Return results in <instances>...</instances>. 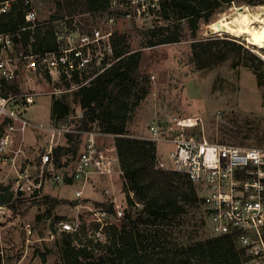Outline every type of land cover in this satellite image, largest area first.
Masks as SVG:
<instances>
[{"label":"rangeland","instance_id":"374dc122","mask_svg":"<svg viewBox=\"0 0 264 264\" xmlns=\"http://www.w3.org/2000/svg\"><path fill=\"white\" fill-rule=\"evenodd\" d=\"M38 2L40 0H35L34 4L40 20H49L50 13L54 12L53 5L50 3L48 8L42 6L40 9ZM80 2L81 0H74L75 5L78 4L80 8L76 15L79 18H89L83 12ZM242 6L251 8L252 11H260L264 4L247 5L243 0L222 3L212 11L209 19L200 18L194 23L192 18L190 20L183 19L176 22V25H172L168 30L162 33L158 32L156 35L152 34V27L149 24L136 19L118 18L116 25L111 27L112 30L125 33L132 48L142 50L147 60L146 64L148 63L142 68V74L147 75L146 80L150 90L131 112L128 130L131 135H148V128L152 120L160 119L169 112H180V104L184 94L188 91H194L190 94L191 97L199 98L202 101L205 98L207 109L205 112L208 113V118L205 120L204 128L211 140L238 147L264 148V49L249 44L245 36L218 32L210 27L215 20L235 16V8ZM105 18L96 17L91 20L95 22L96 26L107 29L109 26L105 22ZM174 18L175 15L171 20ZM191 31H195V37L192 36ZM168 37L176 38L178 41L161 43ZM72 38V46L74 47L80 40L77 35ZM209 38L232 40L236 44L242 45L246 51L236 59L200 68L193 61L192 43L195 39L206 41ZM100 53V50L92 48V54L99 55ZM256 57L261 58L263 62ZM44 75L43 73V78H41L39 73H34L26 67L18 79V84L25 93H41L40 96L36 97V102L31 104L26 112L23 111L22 115L37 125L47 126L51 124L54 98L51 92L54 88L66 89L67 86L58 77H52V81H48ZM63 95L64 93L61 96ZM69 119L72 120L73 125H77V116L71 115ZM53 126L57 127V125ZM16 135V143L13 149H22L23 151L17 159V167L23 169L30 166L33 178H35L39 158L49 145V133L46 130L28 128L23 135H19V133ZM57 141L59 144H64L66 142L65 135L59 136ZM102 142L107 144L110 140L105 139ZM173 148L171 144H157L159 159L162 158L169 166H172L170 152ZM69 158V164L65 163L61 170L64 174L63 183L48 179L41 194L35 198L24 197L17 200L13 194L8 197L13 210L8 209L3 215V219L0 217V222L5 225L10 224L13 220L14 223L10 224V227L15 230L20 225L25 228L26 222L30 223L33 234L40 239L27 243V231L24 228L22 233L19 231L18 234L10 237L9 242L12 246L10 247L11 251L7 253V264H71L73 262L74 248L80 247L81 241L77 238H71L68 241L64 235L52 237L48 233V227L59 228V221L66 220L77 212L76 205L79 201L73 197L76 187L81 186L79 184L74 185L69 179L76 157L71 156ZM122 179V177L117 176L113 181L107 179L93 180L94 185L85 187V197L89 200L83 203L93 208L98 207L99 201L114 202L115 206L122 205L125 212L140 209L141 204L136 208L129 206L130 200L123 191ZM16 182L17 174L11 163L1 165L0 162V194L4 188H9L12 192ZM196 188L202 200L189 207L183 215L177 217L170 225H164L163 228V226L150 223L151 221L138 225L141 236L139 241L141 251L145 252L148 249L149 252L151 249L162 246L170 252H174L180 247L193 245L217 236L209 224L203 193L199 187ZM47 196L61 202L53 209V212L54 214H66V218L52 216L48 221L46 220L49 209L46 203ZM87 212L85 207L81 208L85 220L92 218ZM121 220L113 216L109 218V221L118 228L122 226ZM93 223V221L86 223L87 231L85 234H81V239L83 242L87 239H93L95 243H100L99 252H95L96 255H100L106 251L110 237L105 228L104 232L102 231L99 235L96 234L97 231L95 232ZM157 229H161L162 232H160V238L155 239ZM25 235L26 237H24ZM67 242H70V245H67ZM248 261L247 256H242L241 264H250ZM199 262V264H209L206 260ZM110 264H116V262L112 261Z\"/></svg>","mask_w":264,"mask_h":264},{"label":"built area","instance_id":"2783aa9c","mask_svg":"<svg viewBox=\"0 0 264 264\" xmlns=\"http://www.w3.org/2000/svg\"><path fill=\"white\" fill-rule=\"evenodd\" d=\"M35 0H0V162L2 165L11 163L17 174L15 192H21L29 198L39 196L45 182L52 179L57 183L64 182L61 172L64 164L58 167L52 158L55 147L59 145L57 138L69 133H81L83 142L76 156L69 178L81 188L75 191L77 213L66 220L59 221L55 235L76 234L83 227L81 208H86L92 216L86 223L99 225L96 234H100L106 226L113 225L110 215L102 207L86 206L84 187L93 183V178L101 177L113 181L115 177H123L120 159L115 144V135L103 133L97 129L80 130L72 120L54 124L37 125L22 115L28 107L36 102L41 93H19L8 91V85L22 76L27 67L34 73H48L63 82H71V72L75 69L84 70L89 64L96 62L97 67L106 58L113 55L111 39L118 18L136 19L155 28L166 23L163 6L166 0H111L106 17L109 26L102 29L92 22L96 17L88 12L87 17L79 18L76 14L64 16L57 20H40ZM13 4H22L24 19L27 25H18L16 29L8 27L7 14ZM98 17V16H97ZM98 17V18H100ZM51 25L56 37L58 50L36 52L31 37L26 53L22 32L34 31L39 27ZM77 35L80 42L72 46L73 36ZM92 48L100 50L99 55L92 54ZM109 65V64H108ZM45 76V75H44ZM64 79V80H65ZM50 81V80H48ZM70 89L54 88L51 95L56 98ZM194 91L184 94L180 104V112H169L160 119L151 122L148 135L140 138L159 143L173 145L170 152L172 166L163 159L157 158V166L186 175L203 193V201L207 217L216 235H232L240 248L245 251L250 264H264V148L238 147L211 140L204 128L208 113L205 112L206 101L190 96ZM82 112L77 120L82 118ZM46 130L49 133V146L39 158L36 166L37 176L33 178L30 166L18 169L17 159L22 149H13L16 134L23 135L28 128ZM108 139L104 144L102 140ZM108 192V189H106ZM132 208L140 206L134 192L130 191ZM115 218L123 219L125 210L122 205L115 206ZM0 207V214L3 213ZM27 232H31L26 228ZM0 264H6L4 248L0 242Z\"/></svg>","mask_w":264,"mask_h":264},{"label":"trees","instance_id":"16d2710c","mask_svg":"<svg viewBox=\"0 0 264 264\" xmlns=\"http://www.w3.org/2000/svg\"><path fill=\"white\" fill-rule=\"evenodd\" d=\"M232 1L237 0H166L163 3L166 10L164 14L166 23L152 28V34L162 33L183 19L192 18L193 23L200 18L209 19L212 11L222 3ZM243 2L247 5L264 4V0H243ZM38 3L40 9L42 6L48 8L50 3L53 5L54 12L50 13L51 21L67 15H75L80 10L74 0H40ZM80 3L83 12H88L93 17H100L107 12L111 0H81ZM23 14L22 4H13L11 11L7 14V26L16 29L20 24L27 25ZM173 15L175 18L171 20ZM191 34L195 37L196 33L191 31ZM31 37L34 38L32 46L36 52L58 50L59 46L51 25L22 32L26 53H29L28 45ZM173 41L178 40L168 37L161 43ZM111 42L113 55L110 59L103 60L100 67H97L94 61L84 70H73L71 82L63 75L66 89L70 91L58 98L54 96L51 123L58 125L67 122L71 115L77 116L79 112H82L83 117L77 120V128L84 131L97 129L103 133L115 135L120 167L123 171V191L130 200L129 206L133 205L129 193L134 192L141 208L125 212L121 220V228L114 224L105 227L110 241L106 245V251L100 255L95 254L99 252L100 243H95L93 239L83 242L81 239V234L87 231L86 220L81 215L83 227L80 232L63 234L68 241L71 238H77L82 243L80 247L74 248L71 264H110L112 261L116 264H199L201 260H206L209 264H241V258L246 254L232 235L210 237L193 245L180 247L174 252L162 246L151 249L149 252L148 249L145 252L141 251L139 246L141 236L138 228L140 223L151 221L150 223L164 228V225H170L202 198L196 186L186 175L157 166L155 143L128 132L131 112L150 90L146 80L147 75L142 74V68L147 60L142 50L132 48L125 33L115 31ZM192 49L193 61L200 68L236 59L246 51L242 45L220 38H209L206 41L195 39ZM256 58L263 62L261 58ZM45 77L51 80L48 73ZM7 90L14 94L23 92L18 80L10 83ZM65 137L66 142L55 147L52 153L57 167L62 163L69 164V157L75 158L78 155L83 142L81 133H69ZM2 191L0 206L7 204L8 197L13 194L9 188H4ZM46 199L49 206L48 213L61 203L50 196ZM97 206L106 210L110 217L116 216L114 202H103ZM92 225L95 227V232L98 231L99 225L96 223ZM52 229L56 231L57 228L52 226ZM102 231L104 232V229ZM160 232H162L161 229L155 231V239L160 238ZM67 245H70V242H67Z\"/></svg>","mask_w":264,"mask_h":264},{"label":"bare ground","instance_id":"6f19581e","mask_svg":"<svg viewBox=\"0 0 264 264\" xmlns=\"http://www.w3.org/2000/svg\"><path fill=\"white\" fill-rule=\"evenodd\" d=\"M250 9L245 6L237 7L235 16L220 17L221 19L215 20L210 27L218 32L245 36L249 44L264 49V6L260 11Z\"/></svg>","mask_w":264,"mask_h":264},{"label":"crops","instance_id":"0c3cea01","mask_svg":"<svg viewBox=\"0 0 264 264\" xmlns=\"http://www.w3.org/2000/svg\"><path fill=\"white\" fill-rule=\"evenodd\" d=\"M155 119H157V118H155ZM154 119V120H155ZM51 121V120H50ZM153 121V120H152ZM151 121V122H152ZM150 122V123H151ZM33 128V127H32ZM34 130H36L35 128H33ZM39 130V129H38ZM128 130H129V123H128ZM35 132V131H34ZM49 137V136H48ZM136 137H139V136H136ZM49 146V145H48ZM157 158L159 159V156H158V150H157ZM162 159V158H161ZM2 165V164H1ZM123 178V177H122ZM70 179V178H69ZM105 180L106 178H101V177H95V178H93V180ZM71 180V179H70ZM107 180H109V179H107ZM114 180H115V178H114ZM123 180V179H122ZM71 182H73V181H71ZM96 182V181H95ZM124 182V181H123ZM75 184H78V183H74V185ZM92 184L93 183H91V184H88V185H91L92 186ZM80 185V184H79ZM88 185H86L85 187H87ZM94 185V184H93ZM81 186V185H80ZM84 187V193H85V188ZM79 188H81V187H79V186H77L76 187V189H75V191L77 190V189H79ZM12 192H13V194H14V196L16 197V198H24V197H28V196H26V195H24V194H22L21 192L19 193H17V192H15V187L13 188V190H12ZM73 199H75V193H74V197H73ZM73 202V201H72ZM100 203L99 204H101V203H103V202H101V201H99ZM107 202V201H106ZM11 202H8L7 204H5V205H3V206H0V207H3V213L2 214H0V215H2V216H0L1 217V219H3V215H5V213H6V211L8 210V209H12V208H10V206L9 205H11L10 204ZM77 209V208H76ZM13 210V209H12ZM77 211V210H76ZM77 213V212H76ZM65 217L66 216V214H54V212L52 211L51 213H48V216L46 217V220L48 221L51 217ZM66 218V217H65ZM14 222H13V220H12V222L10 223V224H13ZM10 224L8 223V224H3V222H0V242H1V244H2V246H3V248H4V252H5V261H6V264H7V260H8V252H10L11 251V246H12V244L9 242V240H10V237H13V236H15L16 234H18V232L20 231V233H22L21 231H23V226H21L20 225V227L19 228H17L16 230L14 229V228H11L10 227ZM31 225H30V223H25V230H26V228H29L30 230H31V232H27V239H26V241H27V243H28V241L30 242V241H38L39 239H40V237H36L34 234H33V228H31L30 227ZM58 229V228H57ZM57 229H56V231H57ZM56 231H54V229H52V228H50V227H48V233L50 234V235H52L53 233L55 234L56 233ZM13 232V233H12ZM24 237H26V235L24 236ZM28 246H30V245H28ZM9 249V250H8Z\"/></svg>","mask_w":264,"mask_h":264}]
</instances>
